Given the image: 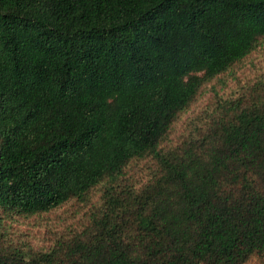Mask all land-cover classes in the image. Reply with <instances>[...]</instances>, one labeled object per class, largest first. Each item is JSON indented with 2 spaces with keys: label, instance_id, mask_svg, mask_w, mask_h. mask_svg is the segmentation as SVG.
Wrapping results in <instances>:
<instances>
[{
  "label": "trees",
  "instance_id": "obj_1",
  "mask_svg": "<svg viewBox=\"0 0 264 264\" xmlns=\"http://www.w3.org/2000/svg\"><path fill=\"white\" fill-rule=\"evenodd\" d=\"M262 45L264 0H0V264L264 260V72L169 142Z\"/></svg>",
  "mask_w": 264,
  "mask_h": 264
},
{
  "label": "rangeland",
  "instance_id": "obj_2",
  "mask_svg": "<svg viewBox=\"0 0 264 264\" xmlns=\"http://www.w3.org/2000/svg\"><path fill=\"white\" fill-rule=\"evenodd\" d=\"M231 72L213 80L205 86L203 94L175 123L174 132L169 137L173 142L177 135L185 128L188 119L195 116L200 109L209 105L214 100V94L231 95L238 92L249 80L257 74L264 72V45L256 49L240 64L234 65ZM167 143V141H166ZM147 162V161H144ZM141 164H133L127 175L137 180L141 176ZM145 167V166H144ZM85 209V205L70 201L63 206L55 208L42 217L19 220L18 229L25 231L27 238L37 246H43L54 233H59L67 224L73 223ZM262 258L252 257L246 264H261Z\"/></svg>",
  "mask_w": 264,
  "mask_h": 264
}]
</instances>
